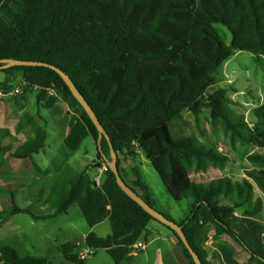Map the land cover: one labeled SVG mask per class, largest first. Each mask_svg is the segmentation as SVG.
<instances>
[{"label":"trees","instance_id":"trees-1","mask_svg":"<svg viewBox=\"0 0 264 264\" xmlns=\"http://www.w3.org/2000/svg\"><path fill=\"white\" fill-rule=\"evenodd\" d=\"M218 23L232 32L229 44L216 29ZM240 50L264 55V0H0V59L47 62L71 77L111 137L124 181L150 206L184 227L203 264H213L204 247L212 227L217 235L229 233L244 243L231 219L237 210L256 216L264 207L263 199L255 197L256 188L264 194V103L254 109L251 124L232 107L236 102L229 96L230 88L217 81L222 65ZM0 71L8 75L0 82L6 91L13 88L11 79L22 73L24 91L36 90L40 106L52 108L61 99L75 101L81 112L71 116L65 144L76 151L92 137L96 162L106 163L105 156H111L109 141L103 137L101 151L96 125L56 70L13 66ZM204 108L210 109L214 123L221 120L233 148L241 144L261 149L245 153L251 167L243 168V179L223 173L231 161L228 153L195 135L172 134V121L183 119L184 111L199 119ZM26 124L33 126L35 137L14 152L20 158L38 152L47 138L45 128L29 113L18 127ZM7 150L0 144V152ZM122 156L135 160V165L124 169ZM145 159L171 198L189 201L190 211L180 221L158 209L141 170ZM91 166L79 171L67 165L57 177L49 195L56 207L53 214L38 215L20 207L14 190L0 188L12 200L9 209L0 211V219L16 213L51 218L78 205L91 227L106 219L112 226L105 237L90 232L86 245L95 252L107 250L117 264H132L131 245L149 239L150 222L160 221L122 190L108 165L100 185L89 173ZM162 224L177 236L195 264L177 233ZM22 246L13 238L0 239V264H54ZM80 248L67 242L62 252L77 264H91L80 257ZM249 250L253 262L264 264V255ZM164 262L173 264L168 254Z\"/></svg>","mask_w":264,"mask_h":264},{"label":"rangeland","instance_id":"rangeland-1","mask_svg":"<svg viewBox=\"0 0 264 264\" xmlns=\"http://www.w3.org/2000/svg\"><path fill=\"white\" fill-rule=\"evenodd\" d=\"M215 27L229 44L232 40V32L229 28L221 23L215 24ZM1 77H5L3 72H0V78ZM217 81L220 85H226L230 88L229 96L236 102L235 105L232 104V107L238 112L244 113L251 124L254 123V109L258 105L264 103V55H257L247 50L237 51L235 55L222 65L217 75ZM9 85L14 89L16 86H21L17 78H12ZM22 93L23 95L21 98L27 102L28 112L34 114L39 111L42 115L46 116L50 112L51 116L58 119V122L62 120L60 116V111L62 109L60 103L62 101L58 104L59 107H57V109L50 110V108L39 107L38 110L36 105V96L38 92L36 90H28L25 92L22 87V91L20 93H15V95L19 97ZM74 104L78 108L75 112L80 114L81 110L79 106L75 101ZM47 130L49 132L47 149L37 157L38 160H41L43 166L49 167L50 170L53 169L57 171L61 170L60 164L64 163L63 171L67 166L66 164H70V166L81 171L85 170L90 162L92 163V166L89 167L91 176L94 177L96 173H98V169L95 167L97 166L95 164L96 146L92 137L86 138L79 149L73 151L66 145H63V147L60 146L55 139L56 129L51 124L48 125ZM171 131L175 137L181 135H195L206 145L216 146L219 150L228 153L232 157V160L226 173H229L238 180L246 176L243 168L247 166L251 167V163L244 156L245 153L261 150L255 145L237 144L236 148H233L230 144L229 137L224 133L221 120L216 123L211 120L209 108H204L199 119H197L191 111H184L183 119L172 121ZM124 158L125 157L122 156V163L128 169L135 165V160L132 158L128 160ZM142 160H144V158H142ZM93 164L95 166H93ZM38 165L41 167L40 164ZM105 165H108L107 162ZM101 167H103V165ZM36 168H38V166H36ZM141 168L144 179L152 187L157 197L158 209L171 215L177 221H180L190 211L189 201L184 199L181 202H176L171 198L159 174L146 159L145 163L141 165ZM45 204L46 208L44 209H40L35 205L36 211L50 213L56 209L50 197L46 199ZM26 216L21 217L19 220L23 225L25 223L24 221H26V225L29 226L27 220H29L30 217L29 215ZM41 222L42 228L40 231L36 230L37 226H34V228L29 226V229H31L30 232L25 230L24 232H26V234L20 233L16 236L12 235V238L20 241L23 245L22 248L26 251L38 256H47L54 264H77L64 257L62 246L68 241L77 242L80 240L81 243H84V233L90 228V225L81 208L78 205H74L70 208L68 213L58 215L54 218H43ZM150 227H158L163 231H169L166 226L156 220L150 222L149 228ZM95 232L104 236L110 234L112 232L110 220H105L100 223L95 228ZM29 233L35 234L34 237L28 238ZM98 254L100 259L104 258L105 264H116L106 250L99 249ZM88 261L90 263L93 262L92 258H88Z\"/></svg>","mask_w":264,"mask_h":264},{"label":"crops","instance_id":"crops-1","mask_svg":"<svg viewBox=\"0 0 264 264\" xmlns=\"http://www.w3.org/2000/svg\"><path fill=\"white\" fill-rule=\"evenodd\" d=\"M4 74L5 77H1L0 82H4L8 77L6 73ZM15 78L19 80L20 84L22 83V73H18ZM22 95L23 93L20 94L19 97L15 95L14 88L6 91L0 87V144L8 148L6 152H0V188L8 187L14 190L15 202L20 207H29L35 214L38 215L53 214L55 210L50 213L36 211L35 205L40 209L46 208L45 201L49 198L55 180L62 174L64 163L60 164L61 170L54 171L53 169L50 170L49 167L43 166L41 164V160H38L37 157L47 149V138L49 135L47 128L49 124L56 129L55 139L60 146L63 147V145H66L65 139L71 129V116L77 114L75 111L78 110V108L74 104L73 100H60L62 101L61 103L58 101L52 108H50V110L57 109V107H59L58 104L60 103L62 108L60 116L62 120L58 122V119L51 116L50 112L47 116L42 115L39 111L34 114L28 112L27 102L21 98ZM36 105L38 110L39 107H43L38 104L37 99ZM27 113L31 114L35 120L45 128L47 131V138L45 146L38 152H35L32 156L27 158H20L15 156L14 152L35 137V132L33 131V126L31 124H26L20 128L18 127L24 115ZM94 143L96 146L95 159L97 160V144L95 140ZM38 164H40L41 167ZM88 164L91 165L92 163L89 162ZM95 164L97 166L94 164L93 166L97 167L98 173H96L94 177H91L96 179L98 176V183L100 185L106 175L104 169L106 163H102L103 167H101L102 165H99L97 162ZM36 166H38V168H36ZM122 166L124 169H128L123 165V163ZM227 168L223 173L231 176L229 173H226ZM223 173L215 172L214 175L216 176ZM232 178L234 180H238L235 177ZM255 197H261L264 202V194L259 188H256L255 190ZM11 205L12 200L9 197V194L0 190V211L9 209ZM26 215H29L30 217L29 220H27L29 226L32 228L37 226L36 230L40 231L42 228L41 221L43 218H34L29 213H16L6 217L5 219H0V239H9L12 238V235L16 236L20 233L26 234V232H24L25 230L30 232L31 229H29V226L26 225V221H24L27 217ZM186 215L184 217H186ZM23 216H26L23 219L25 222L24 225L21 224L19 220ZM230 224L239 236H241L245 244L238 241L229 233L217 235L215 227H212L209 233V239L204 243V247L209 254V259L213 262V264H259L258 262H253L251 260L252 254L249 248L260 256L264 255V207L262 212L256 216L247 215L242 209L237 210L234 217L231 219ZM98 225L94 227L90 226V228L84 233V243H81L80 240L76 242L81 245L79 254L83 249L89 248L85 243L86 237L90 232H95V228ZM150 230L152 232L150 238H142V240L147 241V248L140 249L137 252L132 253L135 257L132 264H165V254L169 255L173 264H191L188 256L185 254L184 247L180 244L177 236L170 229L169 231H163L158 227H150ZM34 235L35 234L29 233L28 238H32ZM98 235L104 236L101 234ZM98 255L97 250L93 257H87L86 259L88 260V258H92L93 262H91V264H105L104 258L100 259Z\"/></svg>","mask_w":264,"mask_h":264},{"label":"water","instance_id":"water-1","mask_svg":"<svg viewBox=\"0 0 264 264\" xmlns=\"http://www.w3.org/2000/svg\"><path fill=\"white\" fill-rule=\"evenodd\" d=\"M0 69H5L13 66H47L54 70H56L62 78L65 80L67 85L70 87L74 97L78 100V102L83 106V108L86 110V112L89 114L90 118L96 125L99 137H98V147L102 151V140L103 137H106L110 144V151L111 156L107 157L105 156V160L110 167V169L114 172L117 178V182L132 199H134L136 202H138L147 212H149L155 219L159 220L160 222L170 226L180 237V239L183 241V243L186 245V247L190 250L195 264H203L199 255L197 252L193 249L191 246L187 235L184 231V227L177 223L176 221H173L169 219L165 214L161 213L154 207L150 206L144 198H142L131 186H129L124 179L121 176L120 168L118 165V153L114 147V144L111 140V137L107 133L105 127L101 123L100 119L98 118L96 112L93 110L89 102L86 100L84 95L81 93V91L77 88V86L74 84L71 77L63 71L61 68L57 67L54 64H50L43 61L38 60H26V59H16V58H10V59H0Z\"/></svg>","mask_w":264,"mask_h":264},{"label":"built area","instance_id":"built-area-1","mask_svg":"<svg viewBox=\"0 0 264 264\" xmlns=\"http://www.w3.org/2000/svg\"><path fill=\"white\" fill-rule=\"evenodd\" d=\"M22 91V85L21 86H17L15 89H14V92L15 93H20ZM104 169L107 170V165L104 166ZM95 181L97 182V184H99V177H96ZM147 241L145 240H142V239H139L138 241H136L135 243H133L131 245V250H132V253L133 252H137L138 250L140 249H146L147 248ZM95 254V251L91 248H86V249H83L81 252H80V257L82 259H86L87 257H92L93 255Z\"/></svg>","mask_w":264,"mask_h":264}]
</instances>
